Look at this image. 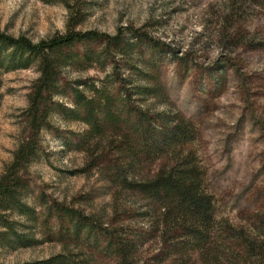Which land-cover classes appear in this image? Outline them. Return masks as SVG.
<instances>
[{"label": "rangeland", "instance_id": "obj_1", "mask_svg": "<svg viewBox=\"0 0 264 264\" xmlns=\"http://www.w3.org/2000/svg\"><path fill=\"white\" fill-rule=\"evenodd\" d=\"M257 1L0 0V31L35 42L70 27L108 35L131 27L151 36L153 42L138 49L146 60L139 67L159 80L165 97H152L148 107L155 113L180 112L193 121L200 135L191 147L206 170L218 217L255 234L264 217V6ZM88 47L100 44L73 51ZM111 59L90 68L85 63L66 68L62 88L78 80L102 85L114 73L141 83V76L126 64L136 65L137 54ZM39 76L37 65L0 68V177L31 134L26 110ZM66 95L55 100L72 107L71 92ZM50 123L26 174V200L37 219L12 217L37 242L16 248L0 245V263L45 264L63 255L74 264H121L106 250L107 237L100 232L104 228L108 235L138 242L136 264H159L156 258L165 249L142 214L145 200L110 179L117 152L112 138L85 139L89 126L60 113ZM65 209L76 211L84 223L93 222L97 230L76 238L69 233L73 222ZM141 237L149 239L144 246ZM164 264L180 263L171 259ZM187 264L208 263L196 254Z\"/></svg>", "mask_w": 264, "mask_h": 264}, {"label": "trees", "instance_id": "obj_2", "mask_svg": "<svg viewBox=\"0 0 264 264\" xmlns=\"http://www.w3.org/2000/svg\"><path fill=\"white\" fill-rule=\"evenodd\" d=\"M257 2L264 6V0ZM126 30L108 35L70 27L66 33L38 42L0 31V68L18 70L37 65L40 72L26 110L31 134L21 142L0 177V245L16 248L37 242L12 217L17 214L29 221L37 219L36 209L26 200V174L40 151L42 132L50 129L52 115L60 113L67 120L89 126V137L85 139L112 138L117 152L110 179L145 200L142 214L155 227V238L161 239L165 249L156 258L159 264L171 259L187 264L196 254L208 264H264V217L255 227V234L218 217L215 197L207 188L206 170L191 147L200 135L195 124L180 112L155 113L148 107L152 97H165L159 80L139 67L146 62L139 53L140 45L152 43L153 38L131 27ZM86 44L100 47L73 51ZM134 54L139 56L138 63L126 64L141 76V83L114 73L102 85L95 80H78L72 87L62 88L63 71L70 66L85 63L84 68H90L102 59L112 60V55ZM113 62L120 67L116 58ZM67 91L73 97L72 107L55 100L56 96H67ZM64 213L72 218L69 233L76 238L90 237L97 230L93 222L84 223L78 218L76 211L65 209ZM107 231L100 229L107 237L106 250L114 252L121 264H136L138 242L108 235ZM141 239L142 246L149 242L145 237ZM45 264L74 262L61 255Z\"/></svg>", "mask_w": 264, "mask_h": 264}]
</instances>
